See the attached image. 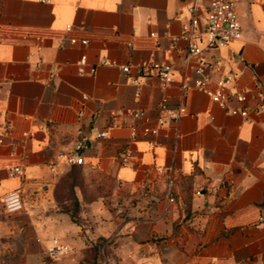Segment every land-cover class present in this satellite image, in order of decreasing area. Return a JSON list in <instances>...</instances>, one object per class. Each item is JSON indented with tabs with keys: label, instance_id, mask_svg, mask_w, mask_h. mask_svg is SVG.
I'll return each mask as SVG.
<instances>
[{
	"label": "crops",
	"instance_id": "0c3cea01",
	"mask_svg": "<svg viewBox=\"0 0 264 264\" xmlns=\"http://www.w3.org/2000/svg\"><path fill=\"white\" fill-rule=\"evenodd\" d=\"M191 3L0 0V194L20 188L24 202L0 218V264H92L100 239L107 264H264V0H239L242 37L219 49L202 40L200 56L172 40ZM216 57L213 79L238 73L245 101L229 105L247 116L194 87L198 60ZM144 60L171 63L172 80L131 83L121 66ZM165 100L185 113H161ZM79 141L84 163L52 171ZM53 238L71 250L50 257Z\"/></svg>",
	"mask_w": 264,
	"mask_h": 264
},
{
	"label": "built area",
	"instance_id": "2783aa9c",
	"mask_svg": "<svg viewBox=\"0 0 264 264\" xmlns=\"http://www.w3.org/2000/svg\"><path fill=\"white\" fill-rule=\"evenodd\" d=\"M239 0H209L203 8L199 7V0H192L188 6L189 18L180 35L173 37V42L180 39L187 42V51L191 56H200L203 47L200 41L205 40V47L208 49H219L228 45L230 42L238 40L242 37V27L237 13V3ZM71 25H67L66 29L70 30ZM154 35V33H152ZM72 43H76L78 39L71 38ZM83 45L88 43V39H81ZM86 55H83L81 61L84 62ZM221 58L216 57L212 61L200 58L195 66L197 78L194 81V87L205 92L213 101L224 107L228 113L240 114L247 116L249 108L247 106H230L232 100L238 103H244L247 92L246 87L239 85L238 73L232 69L223 72L219 77L213 79L211 72L221 71ZM105 63H111L105 61ZM173 66L167 61L144 60L137 64H126L121 66L124 76L134 85H141L151 76H157L161 82L168 83L172 80ZM214 80L215 87L209 86ZM140 91L137 90L136 96ZM161 113H170L177 116L185 113L186 108L181 104L177 109L168 106L166 100L160 104ZM127 115L133 118H143L149 121V116L142 109H127ZM112 114H116L113 112ZM144 133H156L157 129L149 125L143 127ZM137 134V128L132 127V135ZM106 135L105 131L97 133L98 137ZM5 131L0 130V143L4 142ZM84 146L83 141H79L76 148L70 151H63L49 162V168L54 171L57 161H63L67 165H81L84 163V155L81 152ZM130 154L123 155V163H126ZM10 176H20L23 174L22 165H14L10 168ZM3 203L6 213L13 215L19 213L23 207V196L20 188H14L5 193ZM71 250V247L59 238H53L50 245L46 248L47 254L52 258H58Z\"/></svg>",
	"mask_w": 264,
	"mask_h": 264
},
{
	"label": "rangeland",
	"instance_id": "374dc122",
	"mask_svg": "<svg viewBox=\"0 0 264 264\" xmlns=\"http://www.w3.org/2000/svg\"><path fill=\"white\" fill-rule=\"evenodd\" d=\"M125 192V191H124ZM112 194H113V190H111V188H109L108 189V192H107V194H106V196H108L109 197V201H110V205H113L112 204V198H114L115 196H112ZM122 194V193H121ZM126 195H128V193H125ZM2 198H3V195H1L0 194V218H3V217H5L6 215H9L8 213H6V211H5V208H4V203H3V200H2ZM120 204V203H119ZM77 205H78V203H77ZM76 209H77V207H76ZM75 216H76V218H77V220L78 219H80L79 218V210H76V212H75ZM102 255V254H101ZM99 253H97V255H96V258H95V260L92 262V264H107L106 263V261L103 259V257L101 256Z\"/></svg>",
	"mask_w": 264,
	"mask_h": 264
},
{
	"label": "trees",
	"instance_id": "16d2710c",
	"mask_svg": "<svg viewBox=\"0 0 264 264\" xmlns=\"http://www.w3.org/2000/svg\"><path fill=\"white\" fill-rule=\"evenodd\" d=\"M104 241H105L104 239H100V242L95 246V258H96L97 253H99L101 255V253H102L101 245Z\"/></svg>",
	"mask_w": 264,
	"mask_h": 264
}]
</instances>
